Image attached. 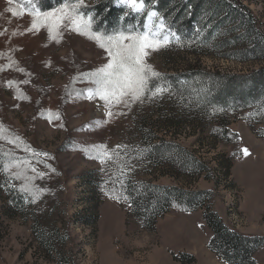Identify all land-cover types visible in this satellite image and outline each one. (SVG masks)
<instances>
[{
  "label": "rangeland",
  "instance_id": "obj_1",
  "mask_svg": "<svg viewBox=\"0 0 264 264\" xmlns=\"http://www.w3.org/2000/svg\"><path fill=\"white\" fill-rule=\"evenodd\" d=\"M36 2L50 11L63 0ZM110 2L107 26L93 7ZM222 2L146 0V9L158 13L148 21L143 12L124 17L127 9L116 0H84L81 11L95 17L99 31L162 21L165 33L179 37L170 35L166 48L145 57L160 74L155 84L167 91L130 107H105L88 98L94 85L84 75L107 62L96 42L64 27L56 39L43 27L29 31L24 0H0V112L20 150L7 170L25 187L37 175L46 184L37 210L27 199L18 209L9 206L14 183L0 171V264H228L208 248V209L227 228L264 237V140L246 121L264 128V84L242 80V87H229L231 95L214 99L220 83L249 81L264 67L263 47L253 46L264 43V0L224 1L244 6L256 35L231 21ZM0 129L3 138L2 123ZM225 129L238 135L237 147L227 143ZM158 139L164 143L155 150ZM139 182L204 192L203 206L170 210L145 231L123 193ZM253 260L264 264V247Z\"/></svg>",
  "mask_w": 264,
  "mask_h": 264
},
{
  "label": "trees",
  "instance_id": "obj_2",
  "mask_svg": "<svg viewBox=\"0 0 264 264\" xmlns=\"http://www.w3.org/2000/svg\"><path fill=\"white\" fill-rule=\"evenodd\" d=\"M202 7L205 5L208 6L214 4L215 0H197ZM218 4L219 9L223 10L228 7V11L232 13L231 21L241 24V27H246L250 29L251 35H256L252 32L256 25V21L252 18V15L244 8L237 3L226 4L224 1ZM107 8V11L104 9ZM196 10V4L193 6ZM96 13H103L102 20L108 26L113 21V12L111 11L112 3L106 7H101L98 5L93 7ZM102 9V10H101ZM198 9V8H197ZM192 20H187L184 25L185 30H192L191 23ZM242 22V23H241ZM193 23V22H192ZM187 25V27H186ZM247 32V30H246ZM256 38V36H255ZM264 38L262 37V40ZM255 47H263L264 43H254ZM239 79V80H237ZM230 81L225 82V84L220 83L219 90L217 94L214 95V99H221L224 96L231 95L229 87L234 85V87H242V85H254L255 80L262 82L264 84V67L259 69L251 78H231ZM242 80L245 81L243 84ZM231 81H234V84H229ZM247 81V83H246ZM221 82V81H219ZM73 84H69L70 87ZM218 86V85H217ZM257 87V86H256ZM241 90V88H239ZM230 90V91H229ZM236 90V89H235ZM238 92V90H237ZM242 92V90H241ZM243 92L240 94V97L243 96ZM233 96V95H232ZM239 96H237V99ZM236 100L234 97L232 98ZM248 126L258 138L264 140V128H259L255 130L254 124H252L249 119ZM0 123L3 124L4 130L3 133L5 137H0V171L4 174L5 183H14L13 189H11V196L9 206L16 207L19 209L23 205L25 199L29 202V207H33L35 210L38 209V203L36 198L43 194V191L46 190V184L42 182L41 176H32L27 184L23 186V181L15 174H10L7 170L8 160L16 162L17 158L20 156V150L18 143L14 141L15 131L8 127V133L5 131L4 118L0 112ZM224 136L227 143L237 147L238 145V135L228 129L224 130ZM227 137V138H226ZM159 144L154 145L155 150L162 149L161 144L163 145L164 141L158 139ZM167 147L176 148L177 146L172 145V143H167ZM177 149V148H176ZM166 151V149H165ZM167 152V151H166ZM158 155L161 154H157ZM238 155V154H236ZM155 158L161 160V158ZM8 177V178H7ZM25 182V181H24ZM39 190V191H38ZM123 193L128 196L130 201V206L132 208V216L140 219L142 222V228L145 231L151 232L154 230L156 219L165 213H168L170 210H176L180 212H192L201 206H203L202 196L204 192H195L188 191L176 186H162V185H152L151 183L139 182L137 186H132L131 188H123ZM33 194L35 195V202L33 201ZM203 220L205 225L211 231V238L209 240L208 248L224 262L228 264H255L253 256L257 250L264 247V237L262 236H245L234 230L227 228L221 221V219L211 210H207L203 214Z\"/></svg>",
  "mask_w": 264,
  "mask_h": 264
},
{
  "label": "snow or ice",
  "instance_id": "obj_3",
  "mask_svg": "<svg viewBox=\"0 0 264 264\" xmlns=\"http://www.w3.org/2000/svg\"><path fill=\"white\" fill-rule=\"evenodd\" d=\"M13 2L14 0H8L9 4ZM116 2L127 9L123 14L124 17L131 13L143 12L148 21L158 18L157 12L146 9V0H116ZM24 3L29 6L28 14L33 18L29 31L43 27L47 29L51 39H56L60 29L64 27L77 34L87 35L104 51L107 62L94 71L84 74L94 85V88L87 90L89 99L93 96L98 97L104 101L105 107L121 104L130 107L133 103L155 98L167 91L155 84V79L159 78L160 74L145 62L149 51L158 52L171 43L170 35L179 40L174 32L169 34L163 31L165 25L162 21L153 22L151 25L144 23L142 27L129 24L126 29L107 33L94 28L96 21L91 13L81 11L85 6L84 0H63L59 7L50 11H41L37 7L36 0H24ZM7 11L13 16L17 15L12 8ZM107 114L112 115L111 111ZM49 121L51 122V116ZM119 147L118 145L117 148ZM242 151L244 155L249 154L246 148ZM43 155L46 156L47 153ZM103 156L108 157V153H103ZM32 202H35L34 194Z\"/></svg>",
  "mask_w": 264,
  "mask_h": 264
}]
</instances>
